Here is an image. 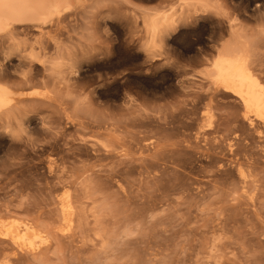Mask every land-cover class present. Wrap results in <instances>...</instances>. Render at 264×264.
<instances>
[{
  "label": "rangeland",
  "instance_id": "rangeland-1",
  "mask_svg": "<svg viewBox=\"0 0 264 264\" xmlns=\"http://www.w3.org/2000/svg\"><path fill=\"white\" fill-rule=\"evenodd\" d=\"M103 2L111 16L49 29L73 48L72 73L7 57L0 40L18 110L0 128V234L38 235L0 237V264H264V133L200 75L235 31L264 80V0ZM136 8L178 13L159 59L136 43Z\"/></svg>",
  "mask_w": 264,
  "mask_h": 264
},
{
  "label": "bare ground",
  "instance_id": "bare-ground-1",
  "mask_svg": "<svg viewBox=\"0 0 264 264\" xmlns=\"http://www.w3.org/2000/svg\"><path fill=\"white\" fill-rule=\"evenodd\" d=\"M103 3V0H0V40H4V42L6 40L8 43V46L6 45L7 49L5 50L4 55L7 57L16 55L20 59L22 58L26 60L29 64H31V66L36 64L37 66L42 67L43 70L45 69V71L49 73H54L53 76L55 73L61 74V72L64 70L68 71L73 69L74 64L76 63H73V53L70 51L72 50L73 52V48H69L67 45H65L66 43L62 41L63 39L61 40V38L59 39V37H55L57 36L56 33L55 36H53L49 29L58 25L62 26V22L64 20L75 16H79L81 20L85 22V27L87 25L91 26V24H93L92 20H94L93 16H95L93 13L96 11L99 12L98 9L102 11L100 8L107 9V5H105L106 7L104 6L105 8L103 6L101 7ZM187 4L188 2L184 1L182 7H188L186 6ZM199 5L201 6L202 4ZM203 6L204 5H202V8H205V6ZM131 10L132 12L130 11V13L128 12V9L125 11L131 14L133 13L134 9ZM103 12H106V10L102 11V13ZM120 12L119 16H121ZM110 13L108 11L104 17ZM123 13L128 16L125 12ZM176 14H178L177 11L164 16L156 10L141 8H136V13L134 11V14H132L133 16L130 18V25L135 30V34L139 36L135 37L138 38V41L135 39L136 43L138 44L139 42L140 49L145 52L148 58L155 60L159 59V57H162L161 50L162 48L164 50L163 46L165 41L167 37L171 36L177 27L176 23L178 19H176ZM102 15L100 13L99 17L101 18ZM123 18H121V21H123ZM118 19H120V17H118ZM123 22L126 23L125 20ZM106 26H108V24ZM27 30H30L31 33L32 31L36 32V39L30 40L29 33V36L27 35L29 40H17V32L26 31L25 34H27ZM53 31L54 30H52V32ZM86 31L87 35L90 37L91 33L89 27L86 29ZM103 32L105 33V29ZM232 35L233 36L230 43L225 45L222 44L223 46H220L217 51H215L217 54L215 55L214 59L210 62V64L207 61L209 65L207 66V69L205 68L206 70H204V72L200 73V75L202 76L203 80H206L209 83L208 85L213 88V91L215 89L218 93V90H221L224 94L234 97L242 108L241 115L243 121H245L250 126V128L255 129L258 132V135L262 137L264 133V80L261 78V76H259L256 69L257 67L254 65L255 62H253L252 59V52L248 49V46L244 45L245 43L241 44V40H243L241 38L243 37L239 34L241 36L240 37L235 31L232 33ZM45 36L50 38L51 51H46L47 47H45V43L43 44L44 40L43 42L41 40L42 38L44 39ZM82 37H84L83 33ZM133 39L134 38L130 40L131 43H134L135 40ZM76 57L78 58V56ZM57 74L56 76L59 75ZM11 95L12 93L10 92L9 88L0 83V128L9 129L10 132L11 123L17 119L18 113L17 109H15L17 111L14 110L15 113L12 111L13 109L11 106H15V104H11ZM201 128H198V130ZM7 218H9V216ZM11 218L12 217H10V220ZM12 222L14 223L15 221L13 220ZM22 227L23 228L21 230H18L13 226H9L4 232L0 234V237L16 245L29 242L31 237L38 238V235L35 233L33 227L29 225H23ZM29 246L31 247L32 245L29 244Z\"/></svg>",
  "mask_w": 264,
  "mask_h": 264
}]
</instances>
